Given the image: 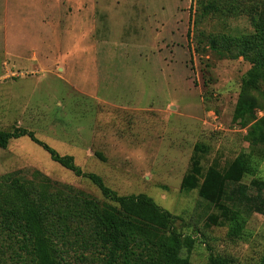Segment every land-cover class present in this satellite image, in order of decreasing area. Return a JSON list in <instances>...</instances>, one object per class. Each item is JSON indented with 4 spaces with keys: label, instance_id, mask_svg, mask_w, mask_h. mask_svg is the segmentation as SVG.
<instances>
[{
    "label": "rangeland",
    "instance_id": "obj_1",
    "mask_svg": "<svg viewBox=\"0 0 264 264\" xmlns=\"http://www.w3.org/2000/svg\"><path fill=\"white\" fill-rule=\"evenodd\" d=\"M198 1L0 0V128L35 131L120 195L151 196L195 239L194 264H256L264 214L232 240L200 188L181 186L195 157L203 181L250 150L234 115L251 64L220 58L208 40L254 32L264 0H224L203 19ZM33 170L107 201L27 136L0 148V175ZM254 177L264 179V159L242 181Z\"/></svg>",
    "mask_w": 264,
    "mask_h": 264
},
{
    "label": "trees",
    "instance_id": "obj_2",
    "mask_svg": "<svg viewBox=\"0 0 264 264\" xmlns=\"http://www.w3.org/2000/svg\"><path fill=\"white\" fill-rule=\"evenodd\" d=\"M198 17L221 11L224 0H199ZM259 4V3H257ZM251 33L216 34L209 45L220 58H244L251 68L242 79L234 120L247 128L249 152L225 171L209 168L200 180L199 158L182 180V189L199 195L218 211L215 222L239 239L252 213L264 214V179L255 175L264 159V7ZM27 136L51 159L78 177L90 179L107 201L73 185L52 180L39 170L0 175V264H194L188 252L195 239L180 232L178 216L145 193L120 195L94 172H85L72 155L61 154L25 127L0 128V148ZM186 252V253H185ZM185 253V254H184ZM209 264H229L212 256ZM256 264H264V254Z\"/></svg>",
    "mask_w": 264,
    "mask_h": 264
}]
</instances>
